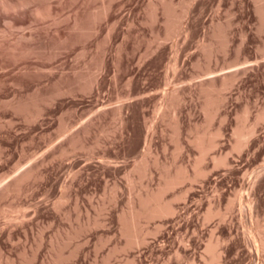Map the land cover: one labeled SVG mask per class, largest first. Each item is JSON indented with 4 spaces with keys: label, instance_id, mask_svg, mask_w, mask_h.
Returning a JSON list of instances; mask_svg holds the SVG:
<instances>
[{
    "label": "rangeland",
    "instance_id": "rangeland-1",
    "mask_svg": "<svg viewBox=\"0 0 264 264\" xmlns=\"http://www.w3.org/2000/svg\"><path fill=\"white\" fill-rule=\"evenodd\" d=\"M255 236L264 0H0V264H264Z\"/></svg>",
    "mask_w": 264,
    "mask_h": 264
},
{
    "label": "bare ground",
    "instance_id": "bare-ground-1",
    "mask_svg": "<svg viewBox=\"0 0 264 264\" xmlns=\"http://www.w3.org/2000/svg\"><path fill=\"white\" fill-rule=\"evenodd\" d=\"M15 6V5H14ZM37 10V9H36ZM35 10V11H36ZM34 11V12H35ZM12 25V24H11ZM13 27V26H12ZM11 27V29H13ZM21 27V26H20ZM15 28V27H14ZM14 30V29H13ZM12 30V31H13ZM21 34V37H25V38H27L25 35H23L22 36V33H20ZM20 34H19V36H20ZM24 34V33H23ZM31 35H32V33H31ZM34 35V34H33ZM18 36V37H19ZM28 36V35H27ZM17 37V38H18ZM35 37V36H34ZM31 39V38H30ZM20 40V39H19ZM25 40V39H24ZM28 40V39H27ZM29 42V41H28ZM211 73V72H210ZM223 84H225L226 85V83H225V81L223 82ZM210 85H212V84H210ZM209 85V86H210ZM213 86H215V85H213ZM213 88H215V87H213ZM212 88V89H213ZM211 89V88H210ZM207 90H209V88L207 89ZM208 99H210V98H208ZM213 99V98H212ZM219 99H220V97H219ZM223 99V98H222ZM212 101L213 100H211V103H212ZM207 102V101H206ZM215 102V101H214ZM213 102V103H214ZM219 102V101H218ZM210 103V102H209ZM211 105V104H210ZM213 105V104H212ZM208 106V105H207ZM207 106H206V108H207ZM250 131V130H249ZM251 132H252V130H251ZM206 133V132H205ZM219 133V132H218ZM247 133H249V132H247ZM247 133H242L241 135L242 136H244V137H246L245 135L247 134ZM199 134V133H198ZM200 134H202V133H200ZM211 134V133H210ZM214 134V135H213ZM217 134V133H216ZM215 132L214 133H212V137L214 136L215 137ZM251 134V133H250ZM220 135V134H219ZM247 135H249V134H247ZM198 136H200V135H198ZM202 136H204V134L202 135ZM202 136H200V137H198L197 138V143L199 142L201 145H204L205 143H206V141L204 142L203 140H206V138H204L203 139V137ZM206 136V135H205ZM204 136V137H205ZM211 136V135H210ZM195 138V137H194ZM216 138V137H215ZM213 138H211V140H212ZM210 140V141H211ZM214 140V139H213ZM209 142V141H208ZM211 142H213V141H211ZM198 143V144H199ZM242 142H240L239 144H241ZM209 144V143H208ZM214 144V143H213ZM212 143L211 144H209V145H213ZM206 145V144H205ZM204 145V146H205ZM200 146V145H199ZM239 146V145H238ZM209 147V146H208ZM211 147V146H210ZM205 148V147H204ZM207 145H206V148H205V150H204V152L205 151H207ZM202 150H203V148H202ZM203 152V151H202ZM203 154V153H202ZM205 155V154H204ZM203 156V155H202ZM223 159V158H222ZM221 159V160H222ZM184 175V174H183ZM185 178H190V175H186L185 174V176H183L182 177V175L181 176H179V175H177V176H169L168 178H167V180H166V182H165V184H164V186L162 187V188H160V190L158 191V192H156V193H149V194H147L145 197H141V206L140 207H134L133 209H132V211H131V220H132V222L134 223L133 225V227H135V225H137L138 223V220H140L141 219V217L143 216V214L144 215H147V216H156V215H163V214H168V213H171V212H173L174 211V209H173V207L171 206V205H169V204H167L166 203V201H165V199L163 198V193H164V191L166 190V189H168V188H170V187H172V186H174L176 183H178V182H180L182 179H185ZM231 204H233V202H231ZM240 205H241V209H243L244 207H243V198H242V196L240 197ZM209 214V216L212 214V212H209L208 213ZM130 220V219H129ZM137 223V224H136ZM132 224V223H131ZM131 227H132V225H131ZM258 235V234H257ZM256 235V236H257ZM252 236V235H251ZM255 236V237H256ZM259 238V236L258 237H256V239H254V238H252V244L255 246V248H256V250H257V252H258V254H259V250H260V248L262 249L263 248V250H264V240H262V239H258ZM261 238V237H260ZM260 240V244L259 243H257V241L258 240ZM136 240V239H135ZM215 247L214 246H212L211 244L210 245H208V250L210 251V252H213L215 249H214ZM219 254H221V253H219ZM215 256V255H214ZM217 257L218 256H216V257H214L213 259H212V262H211V264H215V263H217V262H215L216 260H218V259H220V255H219V258L217 259ZM264 262V261H263ZM262 262V263H263Z\"/></svg>",
    "mask_w": 264,
    "mask_h": 264
}]
</instances>
